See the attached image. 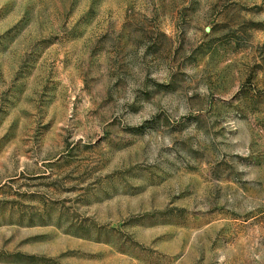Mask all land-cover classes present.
<instances>
[{
  "label": "rangeland",
  "instance_id": "rangeland-1",
  "mask_svg": "<svg viewBox=\"0 0 264 264\" xmlns=\"http://www.w3.org/2000/svg\"><path fill=\"white\" fill-rule=\"evenodd\" d=\"M0 264H264V0H0Z\"/></svg>",
  "mask_w": 264,
  "mask_h": 264
}]
</instances>
